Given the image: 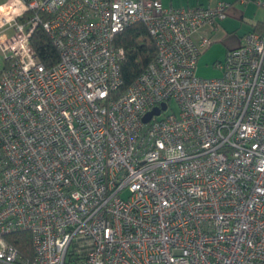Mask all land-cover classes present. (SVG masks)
<instances>
[{"label": "built area", "instance_id": "2783aa9c", "mask_svg": "<svg viewBox=\"0 0 264 264\" xmlns=\"http://www.w3.org/2000/svg\"><path fill=\"white\" fill-rule=\"evenodd\" d=\"M19 1L0 16V264H264V27L202 77L212 41L193 35L229 1ZM137 22L157 55L118 93L115 40ZM38 25L59 52L50 68ZM24 230L31 258L6 238Z\"/></svg>", "mask_w": 264, "mask_h": 264}, {"label": "trees", "instance_id": "16d2710c", "mask_svg": "<svg viewBox=\"0 0 264 264\" xmlns=\"http://www.w3.org/2000/svg\"><path fill=\"white\" fill-rule=\"evenodd\" d=\"M196 6L203 5L199 4ZM32 13V11H25L22 16L17 17V21L27 24ZM258 25H256L257 28L255 30H261L264 27V24L261 27ZM30 42L38 58L46 67L50 68L59 61V52L49 34L41 25L35 28L30 37ZM115 42L117 46L123 47L125 50V55L120 61L123 82L118 92L123 93L155 60L157 46L149 30L141 22L127 26L118 33ZM6 66L7 64L5 63L4 68ZM4 68L0 69V76ZM6 238L18 248L25 258L33 256L31 232L27 230L18 231L7 235Z\"/></svg>", "mask_w": 264, "mask_h": 264}, {"label": "crops", "instance_id": "0c3cea01", "mask_svg": "<svg viewBox=\"0 0 264 264\" xmlns=\"http://www.w3.org/2000/svg\"><path fill=\"white\" fill-rule=\"evenodd\" d=\"M164 6H168L164 0H161ZM218 0H187L181 4L172 3L174 7H187V6H210L214 5ZM231 2L228 15L220 21V27L213 29L210 26H202L198 32L193 36L197 40L199 35H205L212 41L200 54L197 64V71L200 72L202 77H215L220 75L221 71L215 66V62L223 60L226 52L238 46L242 38L249 31L255 30L258 25L261 27L264 24V8L258 6L255 0H248L246 3H240L236 0H225ZM241 6L244 7L245 12L241 10ZM0 7H3L4 11L1 15L6 17H13L21 13L23 5L19 0H6L0 3ZM0 15V16H1ZM245 24L249 25L248 30L245 28ZM261 29V28H260Z\"/></svg>", "mask_w": 264, "mask_h": 264}, {"label": "rangeland", "instance_id": "374dc122", "mask_svg": "<svg viewBox=\"0 0 264 264\" xmlns=\"http://www.w3.org/2000/svg\"><path fill=\"white\" fill-rule=\"evenodd\" d=\"M4 1H6V0H0V3L4 2ZM183 1L186 2L187 0H164V2H165L168 6H171L172 3H174V4H180V3H181V4H182ZM203 1H208V0H203ZM241 10L245 12V9H244L243 6H241ZM2 13H3V11L0 10V15H1ZM244 26H245V28L248 30L249 25H248V24H245ZM223 58H224V57H223ZM4 66H5V61H4L3 57H2L1 54H0V69L4 68ZM197 73H198V71H197ZM198 75H199V76H203V75L200 74V72L198 73ZM204 77H205V76H204ZM173 105H176L175 101H172V106H173Z\"/></svg>", "mask_w": 264, "mask_h": 264}, {"label": "water", "instance_id": "95a60500", "mask_svg": "<svg viewBox=\"0 0 264 264\" xmlns=\"http://www.w3.org/2000/svg\"><path fill=\"white\" fill-rule=\"evenodd\" d=\"M162 107L165 108L166 105L163 104ZM159 113H160V108L159 107L153 108L152 110L147 112V114L144 116V118H143L144 122H148L154 114H159Z\"/></svg>", "mask_w": 264, "mask_h": 264}, {"label": "bare ground", "instance_id": "6f19581e", "mask_svg": "<svg viewBox=\"0 0 264 264\" xmlns=\"http://www.w3.org/2000/svg\"><path fill=\"white\" fill-rule=\"evenodd\" d=\"M0 10L2 11L3 10V7H0Z\"/></svg>", "mask_w": 264, "mask_h": 264}]
</instances>
